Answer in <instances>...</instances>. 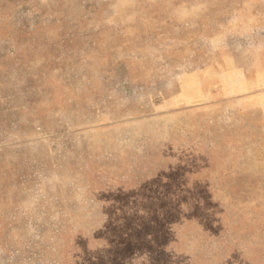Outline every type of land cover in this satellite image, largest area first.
I'll use <instances>...</instances> for the list:
<instances>
[{"label": "rangeland", "instance_id": "1", "mask_svg": "<svg viewBox=\"0 0 264 264\" xmlns=\"http://www.w3.org/2000/svg\"><path fill=\"white\" fill-rule=\"evenodd\" d=\"M0 264H264V0H0Z\"/></svg>", "mask_w": 264, "mask_h": 264}]
</instances>
